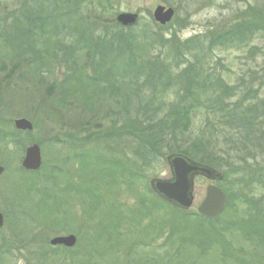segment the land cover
Masks as SVG:
<instances>
[{
    "label": "rangeland",
    "instance_id": "1",
    "mask_svg": "<svg viewBox=\"0 0 264 264\" xmlns=\"http://www.w3.org/2000/svg\"><path fill=\"white\" fill-rule=\"evenodd\" d=\"M24 2L0 0V129L10 132L16 119H26L34 127L29 134L20 133L21 144L7 142L6 138L0 143V166L5 168L0 177V212L6 217L0 229V264H264V230L261 228L253 227L257 234L251 237L244 236L239 225L238 229L225 228L219 238L210 232V229L221 230L236 221L251 222L258 216L264 219V120L257 121L260 127L247 138L246 147L242 148L226 117L198 106V103L205 104L209 98L211 101L215 98L211 89H204L206 83L202 82L207 76L212 81L220 80L240 95L246 94L249 100L264 101V36L254 35L248 43L246 40L232 45L223 40L221 44L212 41L215 33L230 24L249 16L252 18L253 9L264 12V0H113L112 9H99L103 14L100 19L104 20L101 30L108 27L110 31L135 37L139 42L137 50L148 59L158 56L172 75L184 70L187 62L193 73L201 75L192 98L198 103L188 114L186 130L176 132L167 145L172 151L187 153L192 152L191 143L203 145L206 147L204 156L213 155L221 165L219 168L229 174L223 186L230 193V205L219 218L200 219L196 214L210 184L204 179L195 181L193 205L184 212L193 228L200 227L210 234L209 241L206 238L190 240L188 231L194 230L182 224L186 222L181 218L182 213L171 211L150 193V180L171 176L166 163L169 152L130 138L128 128L121 130L126 113H120L117 102L103 97L95 107L94 103L67 107L58 101L55 87L49 85L63 78L64 66H55L54 76L47 84H38L30 73L26 57L12 62L5 55L2 50L10 48L3 44L1 33L13 31V20L23 11ZM159 5L174 10L171 22L161 27L164 39L170 34L180 42L194 40L197 45L188 48L190 52L184 58L183 50H179L180 54L176 52L178 60L186 63L178 65L177 69L170 66L167 50L152 49L146 42L140 44L136 36L144 25L158 26L152 13ZM82 12L87 27L92 21L93 7H83ZM123 13L140 16V21L131 28L133 31L115 23V18ZM262 14L257 12V15ZM73 17L72 14L64 17L72 29ZM197 35L203 37L197 41ZM78 55L83 59V53ZM15 62L17 68L13 70ZM81 64L79 60V67ZM121 64L125 73V59ZM144 91L141 87L139 95ZM177 91L173 86L158 89L155 104H159V113L156 117L166 115L176 104ZM235 100L232 97L226 103L232 106ZM136 117L143 122L142 114ZM91 122L94 127L86 129ZM88 134H93L92 142L87 138L81 144L75 141ZM69 135L73 136L72 140ZM54 139H59V143ZM32 143L40 144L42 159V169L35 174L20 169L24 150ZM146 149L151 152L148 164L143 161ZM87 153L91 157L86 156ZM97 154L113 161L121 160L124 174L116 172L109 176L111 163L102 160L97 164ZM130 162L138 177L129 178ZM20 179L25 182L23 184L36 185L38 193L17 192L19 187L14 184ZM239 191H243V197H238ZM42 199L47 201L44 202L47 206L38 208ZM140 200L145 202V210H138ZM258 210L262 212L258 214ZM177 219L181 223L175 232L172 228ZM67 235H73L77 241L71 249L48 245L52 237Z\"/></svg>",
    "mask_w": 264,
    "mask_h": 264
},
{
    "label": "trees",
    "instance_id": "2",
    "mask_svg": "<svg viewBox=\"0 0 264 264\" xmlns=\"http://www.w3.org/2000/svg\"><path fill=\"white\" fill-rule=\"evenodd\" d=\"M24 1L23 11L13 20V31L5 35L1 33V36L4 38L3 44L10 48V50L2 51L12 62L18 58L26 57L27 66L31 67L30 73L36 78L38 84H47V80L54 76V67L58 66L60 68V66H64L63 78L57 83L55 80L51 83L49 82V85L52 88L55 87L57 90L56 94L59 97L58 101L60 103L62 102L67 107H73L75 104L86 106L88 103L90 105L94 103L95 107V105L101 102L103 97H106L110 102L115 101L119 104L120 113H126V117L122 119L123 122L120 124V127L121 130L128 128L130 138L149 144L153 148L155 147V149H166L169 152L167 154H183L201 164L220 169L221 165H218L219 161L216 162L213 155L204 156L205 151L203 150L206 147L203 148V145L191 143V153L177 150L172 151V148L167 145L169 140L177 134L176 132L186 130L189 122L188 114L198 103L192 98L195 96V88L201 75L199 72H197L199 75L193 73L192 67L188 65V62L186 64L182 60H178L179 55L176 54V52L180 54L183 50L182 57L184 58V55L190 52L187 51L188 48L197 47L194 40L180 42L175 35L170 34L167 39H164V36L160 34L162 28L156 27L152 23L149 24L154 26V28L151 29L148 24V26L144 25L141 31L138 30L136 36L140 39V44L146 42L152 49L158 50L160 48L161 50H167L166 55L170 58L169 61H171L170 66L172 68L186 64L184 70L179 71L176 75H172V71L165 68L166 66L160 62L158 56H151L148 59L141 51L137 50L139 42L135 37L121 32L110 31L108 27H104L101 30L104 20L100 19L103 14L99 9H112L113 0ZM27 1L32 2L35 7L29 6ZM92 4L95 6H92ZM89 6L93 7L94 14L91 16L92 21L89 22V26L86 27L82 11L83 7L87 8ZM253 12L255 15L252 18L249 16L248 19H239V22H234L224 30L215 33L212 39L214 44H221L222 40L225 41V44L230 43L231 45L234 42L243 43L246 40V43H248L254 35L261 34L264 36V12L257 8L253 9ZM257 12L263 13L262 16L257 15ZM71 14L74 15V19L72 20L73 29L66 22L69 20L65 19ZM27 15H31V17ZM96 27H99V29H96ZM129 30L133 31L132 29ZM197 36L195 39L197 41H199L200 37H203L201 35ZM238 38L240 39L237 40ZM65 41H67V44ZM80 53H83V59L81 56L80 58L78 57ZM122 59H125V73L123 67H121ZM79 60L82 61L80 67ZM16 68L17 64L15 62L13 70ZM3 69L4 66L1 68V71ZM207 77L202 82L206 83L204 89H211L215 98L212 101L209 98L205 104L198 103V106L201 105L208 110L215 111L221 117H226L228 123L234 127L235 137L237 141H240L239 145L242 148L246 147L245 142L247 143V138L251 136L257 127H260L257 121L264 120V101L249 100L246 94L240 95L235 89L233 90L223 85L220 80L214 79L212 81ZM124 83L125 86L123 87ZM164 86H173V88L178 89L177 94H175L178 101L174 106H171L166 115L156 117V114L159 113V104H155V95L158 89ZM141 87L145 90L142 95L147 93L144 97L139 95ZM141 97L144 101L138 99ZM232 97L236 100L230 106V103L227 104L226 101ZM154 105H156L155 110L153 109ZM179 105L181 106L179 107ZM138 114L143 115V122L140 118L136 117ZM95 120L97 119L94 118L93 122ZM93 127L94 124L92 122L85 126L86 129H92ZM19 136H21L20 133L13 129L10 132H4L0 129V143H4V139L6 138L7 142H20L21 144ZM91 136L93 134H88L77 140L75 139V141L81 144L85 141L84 138H87L88 142H92ZM69 137L72 140L73 136L69 135ZM54 141L58 142L59 139H54ZM251 145H254L253 140ZM137 150L138 152L140 151L139 148ZM146 153L143 155V161L145 164H148L150 162L148 157H150L149 153L151 152L146 149ZM95 160H97V164H100L102 160L111 163L109 166L112 168L108 169L109 176L115 175L116 172H119L118 174L121 175L124 174L125 166L123 162H120L121 160L113 161L101 157L99 154L95 155ZM129 164L127 168L129 170V178L134 175L138 177L139 174H137L134 165H131V162ZM221 172H223L224 178L218 185L227 194L226 211L230 205V193H228L223 184L229 180V174L224 170H221ZM21 181L20 179L18 183L14 184L19 187L17 192H25L27 194L38 193L39 190L36 185L32 183L23 184L25 182ZM244 184H247V182ZM68 186L69 184L66 185L65 191H67ZM243 196V191H239L238 197ZM42 201H39L38 208L47 206L44 205L46 200L42 199ZM139 207L140 209L138 210H145L147 208L145 202L142 200H140ZM171 211L182 213L173 209ZM261 212L262 210H258L257 213ZM187 215V213H182L183 217L181 218L186 220L182 224L193 228L185 218ZM198 218L203 219L201 217ZM178 223H181V221L175 220V225L172 228L175 232L179 229ZM238 225L244 236L251 237V235L257 234V230L253 227L264 230V219L258 216L251 222H245L244 220L236 221L231 225L224 226L221 230L210 229V232L214 237H218L225 228L232 226L238 229ZM104 228L105 226L102 228V231ZM193 230V232L192 230L188 231L190 232V240H203L206 238L209 241L210 234L206 230L200 227L193 228ZM54 264L60 263L54 262Z\"/></svg>",
    "mask_w": 264,
    "mask_h": 264
},
{
    "label": "water",
    "instance_id": "3",
    "mask_svg": "<svg viewBox=\"0 0 264 264\" xmlns=\"http://www.w3.org/2000/svg\"><path fill=\"white\" fill-rule=\"evenodd\" d=\"M153 14L155 22L164 26L169 23L174 15L172 9H165L158 6ZM138 21V14L123 13L116 17V22L124 28L135 25ZM17 131L32 132L33 126L26 119H17L13 122ZM170 170V179H152L149 182V189L164 203L172 207L187 211L193 204L194 181L196 178H204L210 182H218L223 175L207 165L199 164L186 156L172 154L166 158ZM21 167L26 171H38L41 167V155L38 145L33 144L26 148ZM4 168L0 166V176ZM227 199L225 194L215 185H208L205 196L197 207L198 215L206 218H216L224 210ZM3 216L0 213V228L3 226ZM51 246H64L72 248L76 243L74 236L55 237L49 242Z\"/></svg>",
    "mask_w": 264,
    "mask_h": 264
},
{
    "label": "flooded vegetation",
    "instance_id": "4",
    "mask_svg": "<svg viewBox=\"0 0 264 264\" xmlns=\"http://www.w3.org/2000/svg\"><path fill=\"white\" fill-rule=\"evenodd\" d=\"M2 215H3V214H2ZM5 219H6L5 215H3V221H4V222H3V226H2L1 228H3L4 225H5ZM1 228H0V229H1Z\"/></svg>",
    "mask_w": 264,
    "mask_h": 264
}]
</instances>
